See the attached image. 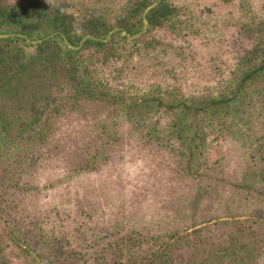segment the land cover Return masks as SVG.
<instances>
[{
	"label": "trees",
	"instance_id": "obj_1",
	"mask_svg": "<svg viewBox=\"0 0 264 264\" xmlns=\"http://www.w3.org/2000/svg\"><path fill=\"white\" fill-rule=\"evenodd\" d=\"M157 1L0 0V264L14 254L22 264H264V14L254 0H162L136 39L120 31L77 50L61 36L45 40L61 32L78 47L114 29L133 36ZM211 4L235 6L224 21L244 53L196 90L182 81L194 74L193 41L208 37ZM76 118L89 131L63 132ZM132 137L169 152L180 179L195 183L190 214L175 202L158 225H118L88 242L82 220L67 233L60 213L20 206L54 144L59 182H70L111 166ZM218 141L240 152L228 184L204 178Z\"/></svg>",
	"mask_w": 264,
	"mask_h": 264
},
{
	"label": "rangeland",
	"instance_id": "obj_2",
	"mask_svg": "<svg viewBox=\"0 0 264 264\" xmlns=\"http://www.w3.org/2000/svg\"><path fill=\"white\" fill-rule=\"evenodd\" d=\"M254 2L255 9L264 14V0ZM211 5L215 15L208 17V37L193 41V54L197 60L192 66L194 71H190L194 74L182 81L187 87L196 90L216 85L219 82L217 76L210 71L216 68L230 70L237 62V54L244 53L236 39L237 30L227 27L224 21L226 13L236 14L235 6ZM225 32L230 38V43L223 41L222 35ZM179 65L178 59L176 67L180 72ZM206 70L210 75L206 74ZM17 101L14 106L20 102ZM14 114H18V110ZM67 123L69 124L63 132H88L91 127V123L80 118L69 120ZM130 139L131 144L118 154L111 166L99 174L70 182H59L64 173L60 162L57 161L58 157L53 159L58 152L56 144L51 145L49 150L52 152H46L42 167L29 178L30 184L34 186L33 194L17 196L16 199L21 202L20 206L26 212L32 214L42 216L47 211H53L51 215L60 213V216L64 217L61 222L67 225V233L75 232L79 224L77 222L82 220L89 225L88 242L93 241L94 237L103 238L108 234V230L113 231L118 225L126 233L158 225L165 212L177 209L175 202L182 203L181 207L185 210V203L189 200L195 183L182 181L173 170L175 157L158 145L147 147L137 138ZM211 147L209 163L215 165L212 171L211 167L207 169L208 172L205 171L207 175L204 178L215 177L218 183L222 181L221 183L225 184L232 179L231 174L238 170V146L218 141ZM219 159L222 160L219 162ZM213 206L217 207V203L214 202ZM188 209L190 208L187 207L185 214L191 213ZM22 260L24 259L14 254L8 259V264H22Z\"/></svg>",
	"mask_w": 264,
	"mask_h": 264
},
{
	"label": "water",
	"instance_id": "obj_3",
	"mask_svg": "<svg viewBox=\"0 0 264 264\" xmlns=\"http://www.w3.org/2000/svg\"><path fill=\"white\" fill-rule=\"evenodd\" d=\"M161 1H162V0H158L156 4H154L152 7H150V8L145 12V23H146V27H145V29H144L142 32H140V33H138V34H135V35H133V36L129 35L124 29H114V30H112V31L110 32L109 36H108L106 39H104V40L97 39V38L92 37V36H86L85 38H83V40L81 41L80 46H78V47H75V46H73L72 44H70V42L68 41V39L66 38V36H65L63 33H61V32H56V33L50 35L49 37H47L45 40H48V39L53 38V37H55V36H61V37L63 38L65 44H66L69 48H72V49L77 50V49L81 48V47L83 46V44H84L87 40H96V41L107 42V41H109V40L112 38V36H113L114 34H116L117 32H120V31L123 32V34H124L128 39H130V40L136 39V38L140 37L141 35L145 34L146 31L149 29L150 24H149V21H148V19L146 18V16H147V14H148L150 11L154 10V9L160 4ZM10 36H14V35H10ZM0 37H2V35H0ZM22 37H24V38L27 40V42H29V43H31V44H38V43L43 42V40L32 41V40L26 38V36H22Z\"/></svg>",
	"mask_w": 264,
	"mask_h": 264
}]
</instances>
